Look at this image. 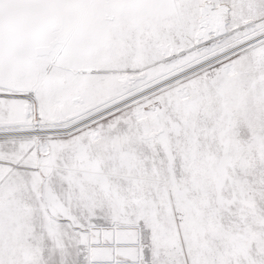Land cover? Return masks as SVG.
Segmentation results:
<instances>
[{"label":"snow or ice","instance_id":"snow-or-ice-1","mask_svg":"<svg viewBox=\"0 0 264 264\" xmlns=\"http://www.w3.org/2000/svg\"><path fill=\"white\" fill-rule=\"evenodd\" d=\"M0 264H264V0H0Z\"/></svg>","mask_w":264,"mask_h":264}]
</instances>
